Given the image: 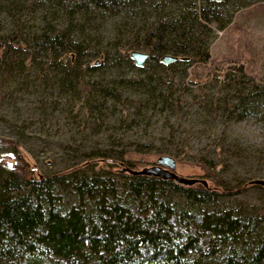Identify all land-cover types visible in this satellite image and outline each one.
Masks as SVG:
<instances>
[{
	"label": "trees",
	"instance_id": "trees-1",
	"mask_svg": "<svg viewBox=\"0 0 264 264\" xmlns=\"http://www.w3.org/2000/svg\"><path fill=\"white\" fill-rule=\"evenodd\" d=\"M22 1L0 0L3 80L42 92L43 106L72 99L98 113L110 99L126 109L143 101L96 77L108 63L151 68L161 87L152 98L181 111L187 69L209 59L215 28L252 2L155 0L148 8L150 0ZM117 16L121 32L114 42L104 43L88 25ZM109 42L114 50L104 46ZM132 50L147 53L141 65ZM165 55L175 59L164 62ZM222 75L213 79L227 91L229 115L242 117L264 104V83L235 66ZM203 84L199 99L210 95ZM219 95L211 94L212 108ZM4 142L17 148L16 139L0 136ZM17 149L16 162L0 160V264H264V202L227 201L250 186L246 180L186 184L161 162L139 169L133 158L105 149L88 152L84 165L34 174ZM94 156L101 159L97 167ZM251 183L264 189L261 181Z\"/></svg>",
	"mask_w": 264,
	"mask_h": 264
},
{
	"label": "rangeland",
	"instance_id": "rangeland-1",
	"mask_svg": "<svg viewBox=\"0 0 264 264\" xmlns=\"http://www.w3.org/2000/svg\"><path fill=\"white\" fill-rule=\"evenodd\" d=\"M154 1L145 5L150 8ZM121 19H96L88 25L96 28L104 43L108 38L114 42V33L121 32ZM51 21L55 22L53 16ZM109 49L114 50L110 46ZM209 50L205 63L187 69L186 104L177 113L165 110L152 98L161 90L158 73L151 68L143 72L129 63H108L96 77L114 84L123 95L144 102L140 107L126 109L121 102L110 99L101 113L89 111L81 101L64 98L53 101L55 107L50 102L43 106L42 92L5 81V75L0 74V136L18 141V149L7 142L0 143V160L16 162L17 149L32 162L36 174L80 164L88 152L96 154L98 149L133 158L139 169L158 164L159 156L169 155L175 159L173 171L180 176L203 179L207 184L214 180L250 182L244 191L227 201L243 206L260 205L264 202V189L251 182L264 181V104L255 105L252 112L242 117L237 113L229 115L224 110L227 91L213 77L220 78L235 66L258 83H264V0H252L239 7L224 28H215ZM136 77L142 80H129ZM200 83L210 94L208 98L197 96L201 93ZM219 92L222 100L215 109L210 106V96ZM178 94L176 91L175 95ZM100 160L94 156L91 163L97 167ZM50 260L54 263L56 258Z\"/></svg>",
	"mask_w": 264,
	"mask_h": 264
},
{
	"label": "water",
	"instance_id": "water-1",
	"mask_svg": "<svg viewBox=\"0 0 264 264\" xmlns=\"http://www.w3.org/2000/svg\"><path fill=\"white\" fill-rule=\"evenodd\" d=\"M147 56V53L140 51V50H132L131 51V57L135 60V62L139 65H141L143 63V61L145 60ZM175 57L171 56V55H165L162 60L164 62H169L171 60H174ZM158 162H161L162 164H164L165 166H167L171 171V175L178 181L182 182V183H186V184H190V183H194L196 181H201L203 183H206L205 180L203 179H198V178H188V177H184V176H180L178 174H176L173 170L175 169V159L169 155H162L159 156L157 159ZM255 181H261V180H255ZM262 183H264V181H261Z\"/></svg>",
	"mask_w": 264,
	"mask_h": 264
}]
</instances>
